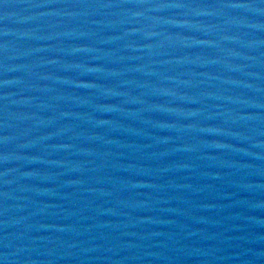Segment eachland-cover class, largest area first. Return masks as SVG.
Masks as SVG:
<instances>
[{
	"label": "water",
	"instance_id": "95a60500",
	"mask_svg": "<svg viewBox=\"0 0 264 264\" xmlns=\"http://www.w3.org/2000/svg\"><path fill=\"white\" fill-rule=\"evenodd\" d=\"M0 264H264V0H0Z\"/></svg>",
	"mask_w": 264,
	"mask_h": 264
}]
</instances>
